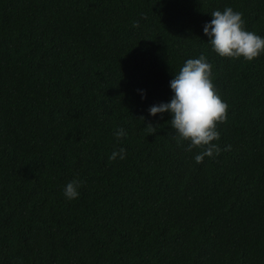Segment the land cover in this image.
I'll use <instances>...</instances> for the list:
<instances>
[{
    "label": "trees",
    "instance_id": "1",
    "mask_svg": "<svg viewBox=\"0 0 264 264\" xmlns=\"http://www.w3.org/2000/svg\"><path fill=\"white\" fill-rule=\"evenodd\" d=\"M227 7L264 37V0H0V264H264V53L213 51ZM201 55L229 107L196 163L149 108Z\"/></svg>",
    "mask_w": 264,
    "mask_h": 264
},
{
    "label": "clouds",
    "instance_id": "2",
    "mask_svg": "<svg viewBox=\"0 0 264 264\" xmlns=\"http://www.w3.org/2000/svg\"><path fill=\"white\" fill-rule=\"evenodd\" d=\"M212 19L204 25V33L209 37L213 51L221 57L240 58L253 61L264 53V37L245 28V21L241 12L227 7L223 11L211 13ZM174 96L170 102L153 105L149 113L163 117L164 113H171V128L175 130L173 137L178 144L189 141L187 151L195 148L201 151L195 155L196 163H202L205 157H213L221 152L220 146L213 143L220 139L218 124L228 119V104L218 94L213 83L212 65L206 56L188 59L178 74L170 81ZM143 118V117H141ZM144 119V118H143ZM146 130L155 134V126L147 123ZM123 129L116 136L124 137ZM228 146L225 150H230ZM126 157V149L113 151L110 160ZM83 184L78 178L70 181L64 187L67 199L78 198V189Z\"/></svg>",
    "mask_w": 264,
    "mask_h": 264
}]
</instances>
